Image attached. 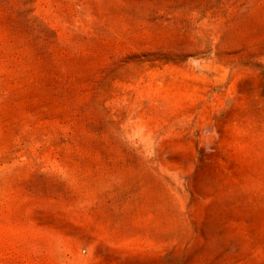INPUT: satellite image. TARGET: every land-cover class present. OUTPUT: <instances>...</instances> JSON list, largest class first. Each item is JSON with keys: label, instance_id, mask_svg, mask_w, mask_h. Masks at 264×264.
<instances>
[{"label": "rangeland", "instance_id": "obj_1", "mask_svg": "<svg viewBox=\"0 0 264 264\" xmlns=\"http://www.w3.org/2000/svg\"><path fill=\"white\" fill-rule=\"evenodd\" d=\"M0 264H264V0H0Z\"/></svg>", "mask_w": 264, "mask_h": 264}]
</instances>
